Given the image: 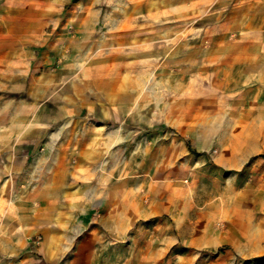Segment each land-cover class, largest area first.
<instances>
[{
	"label": "crops",
	"instance_id": "0c3cea01",
	"mask_svg": "<svg viewBox=\"0 0 264 264\" xmlns=\"http://www.w3.org/2000/svg\"><path fill=\"white\" fill-rule=\"evenodd\" d=\"M99 2L0 0V229L41 234L44 264L127 245L164 213L181 224L212 165L222 208L206 213L230 214L248 161L264 163V0H234L221 46L202 51L221 77L136 110L130 65L118 78L102 63Z\"/></svg>",
	"mask_w": 264,
	"mask_h": 264
},
{
	"label": "rangeland",
	"instance_id": "374dc122",
	"mask_svg": "<svg viewBox=\"0 0 264 264\" xmlns=\"http://www.w3.org/2000/svg\"><path fill=\"white\" fill-rule=\"evenodd\" d=\"M96 7L102 63L118 64V78L125 77L126 64L130 65L128 73L132 71L136 82L133 110L152 107L157 100L173 102L178 80L210 72L221 77L216 63L208 67L202 60L215 55L202 51L221 46L225 19L237 8L234 0H101ZM217 153L213 150L211 158ZM219 169L212 165L208 180L199 182L181 224L172 213H164L145 220L149 228L138 231L141 235L127 245H97L96 252L93 246L83 247L90 260L71 264H264V163L257 158L248 161L242 192L226 199L230 214L222 216L206 213L222 208L214 205L215 179L224 174ZM12 231L0 229V264H21L29 258L44 264L39 262L42 235L28 237L23 245L18 232ZM75 255L71 252L69 257ZM66 259L53 264H67Z\"/></svg>",
	"mask_w": 264,
	"mask_h": 264
}]
</instances>
